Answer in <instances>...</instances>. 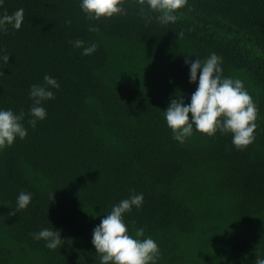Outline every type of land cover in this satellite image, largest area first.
I'll return each instance as SVG.
<instances>
[{
    "label": "trees",
    "instance_id": "trees-1",
    "mask_svg": "<svg viewBox=\"0 0 264 264\" xmlns=\"http://www.w3.org/2000/svg\"><path fill=\"white\" fill-rule=\"evenodd\" d=\"M139 3L124 0V15L92 20L78 0H0V11L24 10L19 29L0 31L10 53L0 107L23 109L27 128L0 149V264H99L93 226L130 192L143 202L123 213L126 228L143 226L156 241L157 264L264 257V0H185L163 24L147 8L138 14ZM76 38L96 49L81 54ZM213 51L257 107L254 140L243 148L218 130L180 143L163 116L170 96L188 102L195 89L184 57ZM45 73L59 87L32 127L27 93ZM20 191L30 203L8 215ZM52 226L56 249L31 236Z\"/></svg>",
    "mask_w": 264,
    "mask_h": 264
},
{
    "label": "clouds",
    "instance_id": "clouds-1",
    "mask_svg": "<svg viewBox=\"0 0 264 264\" xmlns=\"http://www.w3.org/2000/svg\"><path fill=\"white\" fill-rule=\"evenodd\" d=\"M78 3L85 19L96 20L114 14L124 15L126 12L124 0H78ZM184 3L185 0H140L138 14L146 15L147 8L157 13L155 19L160 23L174 22L177 19L176 10ZM23 12V8H16L11 13L6 9L0 11V31H6L9 27L19 29L24 20ZM65 23L70 21L66 20ZM88 30L95 31L96 26L89 24ZM70 43L73 48H79L81 54H91L96 49L95 42L88 43L81 38ZM9 54L0 47V68L8 63ZM192 55L195 58L185 56L184 63L188 65V81L195 82V89L188 102L184 101L182 94L170 96L167 107L163 109L173 139L183 143L194 130L207 135H213L218 130L231 133L233 146H247L254 140L257 107L242 79L223 75L222 57L214 51L204 58ZM42 80V83L30 84L27 93L32 101L28 108V124L32 127L36 126L37 120L46 116L42 101L52 98V89L59 87L56 78L47 73ZM24 116L23 109L14 111L12 107H0V149L12 145L16 138L25 137L27 128L22 123ZM50 195L52 198V189ZM31 196L30 192L20 191L8 215L26 208ZM142 202L143 193L130 192L127 197L113 204L111 210L93 226L91 244L99 264H157L160 252L156 241L144 234L143 226L134 228L130 234L124 222L123 213L131 211L133 206L139 208ZM59 232L53 226L43 227L31 233V236L33 239H43L47 248L56 249L62 244ZM254 264H264V257L256 255Z\"/></svg>",
    "mask_w": 264,
    "mask_h": 264
}]
</instances>
